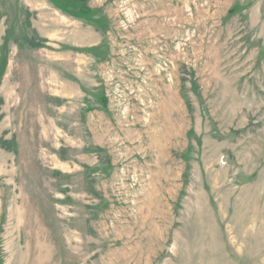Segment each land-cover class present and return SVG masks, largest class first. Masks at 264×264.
Returning <instances> with one entry per match:
<instances>
[{
    "label": "rangeland",
    "instance_id": "rangeland-1",
    "mask_svg": "<svg viewBox=\"0 0 264 264\" xmlns=\"http://www.w3.org/2000/svg\"><path fill=\"white\" fill-rule=\"evenodd\" d=\"M0 264H264V0H0Z\"/></svg>",
    "mask_w": 264,
    "mask_h": 264
}]
</instances>
